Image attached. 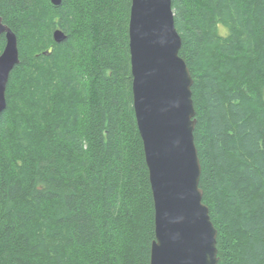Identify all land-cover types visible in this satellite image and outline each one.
<instances>
[{"label": "trees", "instance_id": "1", "mask_svg": "<svg viewBox=\"0 0 264 264\" xmlns=\"http://www.w3.org/2000/svg\"><path fill=\"white\" fill-rule=\"evenodd\" d=\"M131 6L0 0L20 55L0 115V264H150L155 209L133 107ZM172 9L218 264H264V0ZM5 46L2 35L0 55Z\"/></svg>", "mask_w": 264, "mask_h": 264}, {"label": "water", "instance_id": "2", "mask_svg": "<svg viewBox=\"0 0 264 264\" xmlns=\"http://www.w3.org/2000/svg\"><path fill=\"white\" fill-rule=\"evenodd\" d=\"M60 6L62 0H51ZM140 0H132L129 21V47L133 76V107L143 141L149 170L154 209L155 240L151 245L150 264H218V231L203 203L200 188L202 167L195 144L196 111L194 84L190 70L180 57L182 39L175 27L172 0H154L150 10L158 27L144 33L137 13ZM6 46L0 55V115L6 110L9 78L20 64L18 38L0 17V38ZM61 30L53 33L54 42L66 40ZM163 49L161 52L160 50ZM164 65L175 70L171 77L159 71ZM151 114L152 139L161 142L169 136L174 123L172 145L179 149L176 157L153 158L145 132L146 115Z\"/></svg>", "mask_w": 264, "mask_h": 264}, {"label": "snow or ice", "instance_id": "3", "mask_svg": "<svg viewBox=\"0 0 264 264\" xmlns=\"http://www.w3.org/2000/svg\"><path fill=\"white\" fill-rule=\"evenodd\" d=\"M153 7L154 0H140L139 9H143V11L137 13L136 19L138 20L141 30L146 34H151L153 29L158 27L156 18L150 11ZM160 51L162 52L163 49H161ZM159 71L162 75H166L168 77H171V75H173L175 72V70L169 69L164 65L162 58ZM152 121V115L150 113L147 114L145 132L149 137L148 144L153 158L155 160H159L165 157L178 156L179 149L173 147L172 145V139L174 136V123L172 121H169V127L172 129V132L169 134V136L161 142L154 143L152 139Z\"/></svg>", "mask_w": 264, "mask_h": 264}, {"label": "rangeland", "instance_id": "4", "mask_svg": "<svg viewBox=\"0 0 264 264\" xmlns=\"http://www.w3.org/2000/svg\"><path fill=\"white\" fill-rule=\"evenodd\" d=\"M50 2H51V0H50ZM220 33L223 34V35H226L227 31L224 28H221L220 29Z\"/></svg>", "mask_w": 264, "mask_h": 264}]
</instances>
